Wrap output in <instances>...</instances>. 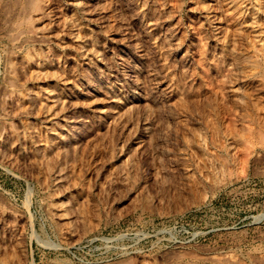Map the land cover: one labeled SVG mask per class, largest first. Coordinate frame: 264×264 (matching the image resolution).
<instances>
[{"label": "rangeland", "instance_id": "374dc122", "mask_svg": "<svg viewBox=\"0 0 264 264\" xmlns=\"http://www.w3.org/2000/svg\"><path fill=\"white\" fill-rule=\"evenodd\" d=\"M98 4L0 0V264H264V0Z\"/></svg>", "mask_w": 264, "mask_h": 264}, {"label": "bare ground", "instance_id": "6f19581e", "mask_svg": "<svg viewBox=\"0 0 264 264\" xmlns=\"http://www.w3.org/2000/svg\"><path fill=\"white\" fill-rule=\"evenodd\" d=\"M106 2V0H99V4H100V6H103L104 5V3ZM98 4V5H99ZM95 5H97V4H95ZM107 5V4H106ZM91 7V6H90ZM96 7V6H95ZM104 7V6H103ZM42 8V7H41ZM45 8V7H44ZM43 9V8H42ZM91 13V12H90ZM98 13H100L99 11H98ZM111 13V12H110ZM102 15V14H101ZM52 16V15H51ZM105 16V15H104ZM107 16V15H106ZM111 16V15H110ZM114 16H116V15H114ZM92 17V16H91ZM209 18H211V19H214L215 18V16L214 15H212V16H210ZM108 19V18H107ZM110 20H111V18H110ZM107 22V21H106ZM103 23H104V25L103 26H107L108 25V23H106L105 24V20L103 21ZM214 25V24H213ZM109 26V25H108ZM102 27V26H101ZM214 27V26H213ZM103 29V28H102ZM105 29H107V28H105ZM104 29V30H105ZM109 30V29H108ZM106 31V30H105ZM104 33H106V32H104ZM107 34V33H106ZM108 37V36H107ZM214 37V36H213ZM123 40V39H122ZM109 55V54H108ZM123 59V58H122ZM120 60V64L122 65L121 66V68H122V70H126L128 73H130V79H129V83L131 84V88L134 90V91H136L138 88H139V83H138V80L136 79V77H135V75L134 74H131V70H130V68L127 66V64L123 61V60ZM115 70H116V68H115ZM127 87V86H126ZM135 96V95H134ZM136 97H138V96H136ZM139 97H141L140 95H139ZM147 112V111H146Z\"/></svg>", "mask_w": 264, "mask_h": 264}]
</instances>
